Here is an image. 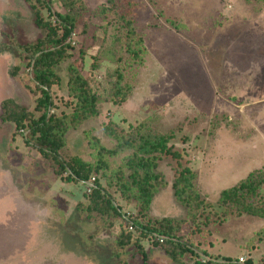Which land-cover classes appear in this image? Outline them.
Wrapping results in <instances>:
<instances>
[{"label":"rangeland","instance_id":"rangeland-1","mask_svg":"<svg viewBox=\"0 0 264 264\" xmlns=\"http://www.w3.org/2000/svg\"><path fill=\"white\" fill-rule=\"evenodd\" d=\"M30 1L0 0V264L142 263L136 248L119 249L117 241L126 234L123 221L111 224L101 212L87 209L93 207L87 188L95 178L87 183L67 179L75 160L99 158L95 138L107 148L116 144L105 133L110 122L126 133L141 128L170 136L171 152L159 154L163 185L141 217L146 223L174 219L177 234L201 254L145 242L151 248L149 264H264V184L235 201L221 198L251 172H264V0L76 3L69 62L99 96L100 113L67 133L60 156L69 171L62 175L37 147L25 143L14 123L1 120L6 100L31 117L41 113L29 58L13 46L45 37L37 9L43 22L55 24L56 18L41 0ZM53 6L69 11L60 0ZM130 43L140 48L142 61L128 50ZM60 71L64 81L51 88L56 115L74 107L66 70ZM127 93L125 101H114ZM129 154L107 156V174ZM186 167L196 177L182 203L173 184ZM109 176L98 174L105 191L118 194ZM121 204L127 219L137 216L133 204ZM250 204L263 215L248 211Z\"/></svg>","mask_w":264,"mask_h":264},{"label":"trees","instance_id":"trees-1","mask_svg":"<svg viewBox=\"0 0 264 264\" xmlns=\"http://www.w3.org/2000/svg\"><path fill=\"white\" fill-rule=\"evenodd\" d=\"M41 1L50 14L55 16V24L51 21L43 22L40 11L37 9L35 12L36 22L47 29L48 32L45 37L25 45L16 42V45L13 46L16 51L21 50L29 58L27 60V66L30 69L29 74L35 82L38 92L41 93V96L37 99L36 106V109L41 113L37 117H31L25 108L6 100L2 104L3 114L1 120L5 123H14L17 130H21L25 134V143L37 147L38 151L52 165L56 166L57 174L62 175L64 171H69L68 164L60 156V151L66 145L67 133L70 129L82 125L90 118L98 116L100 113V100L99 96L90 87L88 79L82 74L80 68L75 63L69 62L71 54L68 49L71 44H69L68 40L70 41L72 38L76 27L75 12L77 8H75V5L76 3H81V0H60L66 8H69L66 13L54 9V0ZM138 42L142 44L141 39ZM13 43L10 41L6 45L9 46ZM128 50L133 52L135 57H138L136 58L138 61H142L140 48L134 49L132 43H130ZM62 68L66 70L68 77L67 91L69 96L74 99V107L70 113L56 115L52 113L55 104L51 95V88L53 85L61 84L64 81L60 71ZM17 73L18 67L12 71V75L16 76ZM118 76V80L121 81L122 74H118ZM119 92L121 93L120 90ZM127 95L128 93L125 95L117 94L114 97V101L116 103L125 101ZM105 133L116 144L112 148H107L95 138L96 143L100 145L97 146V157L99 158L90 163L78 159L75 160V166L72 167L71 174L67 178L68 180H77L84 183L95 178L91 191H89V187L87 188L93 207L90 205L88 207L87 205V209L101 212V216L106 219L109 218L111 224L115 223L117 219L125 223L126 234L123 237L124 240L120 237L117 244L120 246V250L136 248L137 252L141 253L144 258L141 264H149L147 252L151 248H145V242L149 243V247L174 244L179 246L181 250L193 253V255L198 256L201 254L198 249L190 247L186 240L183 241L182 236L177 234V227L173 225L176 222L174 219H149L146 223L141 217L143 215L147 216L146 214L151 209L155 195L163 185L160 179L161 174L157 172V168L160 159L159 154L171 152L168 147L170 136L141 131V128L136 129L135 132L126 133L123 130H118V125L114 122L106 125ZM128 150L131 151V154L123 157V161L116 167V170L113 169L108 172L110 175L108 179L109 185L113 186L114 190L118 192L115 195L113 193L109 194L100 183L98 174L108 176L107 171L110 168V164L106 160L107 156L111 158ZM173 155L176 156V153H173ZM92 171L95 175L90 176ZM195 177V172L191 168L186 167L182 169L174 182L175 196L182 203L186 201L187 197L184 196L189 189H192ZM262 184H264V172L255 170L244 180H241L238 185L225 189L221 194V198L225 201H235L239 197L243 198L245 193L254 192ZM122 201L126 205L133 204L137 209L136 217L127 219L126 213L122 214ZM248 207H250L248 211L263 215L261 209L258 210L251 204ZM78 209L82 212L83 206ZM130 222L134 225L133 230L129 228ZM156 235L165 237L164 242L156 241L154 239ZM126 260L123 259L121 264H130ZM209 263L210 261H208ZM229 263L233 264L232 262ZM199 264L201 263L199 262Z\"/></svg>","mask_w":264,"mask_h":264},{"label":"built area","instance_id":"built-area-1","mask_svg":"<svg viewBox=\"0 0 264 264\" xmlns=\"http://www.w3.org/2000/svg\"><path fill=\"white\" fill-rule=\"evenodd\" d=\"M91 186H93V183H89V191H91ZM132 228V227H131ZM156 240L157 241H160V242H163L165 240V237L163 236H160V235H157L156 236ZM240 262H245V258H240Z\"/></svg>","mask_w":264,"mask_h":264}]
</instances>
